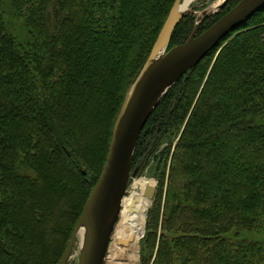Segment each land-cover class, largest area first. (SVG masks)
<instances>
[{"label":"trees","instance_id":"obj_1","mask_svg":"<svg viewBox=\"0 0 264 264\" xmlns=\"http://www.w3.org/2000/svg\"><path fill=\"white\" fill-rule=\"evenodd\" d=\"M174 1L0 0V264L60 261ZM184 21L169 49L189 38ZM237 29L212 65L230 33L168 91L138 139L131 169L154 157L163 180L168 165L153 264H264V7ZM159 211L147 216L152 251Z\"/></svg>","mask_w":264,"mask_h":264},{"label":"water","instance_id":"obj_2","mask_svg":"<svg viewBox=\"0 0 264 264\" xmlns=\"http://www.w3.org/2000/svg\"><path fill=\"white\" fill-rule=\"evenodd\" d=\"M186 2L174 1L144 65L124 95L112 128L102 172L84 204L58 264H67L77 240L78 264H106L108 246L119 220L122 201L127 197L135 148L148 119L168 91L188 71L229 33L264 7V0H241L198 34L203 19L221 11L227 0H222L215 12L209 7L199 14L190 11L189 5L185 7ZM188 14L196 16L192 33L185 43L169 49L175 28ZM155 191V186L147 185L144 195L153 199Z\"/></svg>","mask_w":264,"mask_h":264},{"label":"rangeland","instance_id":"obj_3","mask_svg":"<svg viewBox=\"0 0 264 264\" xmlns=\"http://www.w3.org/2000/svg\"><path fill=\"white\" fill-rule=\"evenodd\" d=\"M218 0H194L192 1V3L189 5V9L192 12H196L197 14H199L200 12H202L203 10L209 8L210 6H212L213 4H215ZM220 15V11L216 14H212L211 16L207 17L208 20H211L217 16ZM192 18L191 21V26L187 21H184V24H186L185 26H189L191 29L186 31L185 29V33L182 37L181 35V31L179 30L180 37H182L181 41L185 39L187 32L192 33V28L195 26L196 24V16L193 14H188L185 17H189ZM184 17V18H185ZM207 18H204L203 21ZM187 20V19H186ZM203 21L201 22V24L199 25V27L203 24ZM249 28V26H247L245 29ZM187 29V28H186ZM194 29V28H193ZM243 30H238L235 32H231L230 35L227 37V39L222 41V45L221 48L211 57L210 60V65H212V63L215 61V59L217 58L219 52L221 51V49L235 36L239 35L240 33H243ZM188 35V36H189ZM187 36V37H188ZM262 38L264 39V35L262 36ZM178 139L175 138V140L172 143V147H174L176 141ZM173 150V148H172ZM158 161L156 159H154V157L151 158H147L145 157L144 160H142L141 164L136 166L135 169H130V180H129V184H128V188H127V196L129 195V192L132 189V184L134 183L135 180L138 179H142V178H146L150 181V183L152 184V186H155V195L152 199L151 205L146 213V217H145V230H144V234L143 237L140 239L139 244H138V253H137V261L135 264H153L154 259H155V254H156V248H157V244L159 241V235H160V228H161V220H162V215L164 213V205H165V201H166V196H167V190H168V165H167V170H165V173L163 175V180H160V176L161 173L157 172V163ZM162 179V178H161ZM159 201V203H157ZM159 204V214H158V224H157V235L155 238V246H153V251H152V247L151 244H149L148 247H144L147 238V233H146V228H147V216H148V212L153 208V206L155 207L156 205ZM146 246V245H145ZM152 251V252H151ZM79 241L77 240L75 246L72 249L71 252V257L68 260V264H78L79 262ZM151 256V257H150ZM111 262H113L114 264H127L126 262H122V261H117V260H112ZM147 262V263H146Z\"/></svg>","mask_w":264,"mask_h":264},{"label":"bare ground","instance_id":"obj_4","mask_svg":"<svg viewBox=\"0 0 264 264\" xmlns=\"http://www.w3.org/2000/svg\"><path fill=\"white\" fill-rule=\"evenodd\" d=\"M221 2L222 0H218L210 6L212 11L215 12ZM191 3L192 0H187L185 7ZM147 185L152 184L146 178L135 180L129 195L123 199L119 220L108 246L106 264H114L112 260L136 263L138 244L145 230L146 213L152 202V199L144 195Z\"/></svg>","mask_w":264,"mask_h":264}]
</instances>
